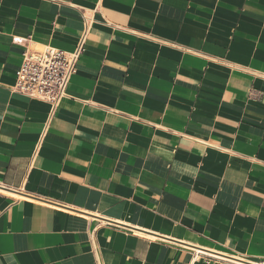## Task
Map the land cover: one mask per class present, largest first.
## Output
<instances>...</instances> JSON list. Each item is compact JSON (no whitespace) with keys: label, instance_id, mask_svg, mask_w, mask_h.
Returning <instances> with one entry per match:
<instances>
[{"label":"crops","instance_id":"obj_1","mask_svg":"<svg viewBox=\"0 0 264 264\" xmlns=\"http://www.w3.org/2000/svg\"><path fill=\"white\" fill-rule=\"evenodd\" d=\"M208 261L264 264V0H0V264Z\"/></svg>","mask_w":264,"mask_h":264},{"label":"built area","instance_id":"obj_2","mask_svg":"<svg viewBox=\"0 0 264 264\" xmlns=\"http://www.w3.org/2000/svg\"><path fill=\"white\" fill-rule=\"evenodd\" d=\"M87 34L88 29L71 53L49 47L41 52L26 51L22 66L17 72L15 92L46 102L55 110L67 96V88L85 52ZM200 258L201 254H197L194 260Z\"/></svg>","mask_w":264,"mask_h":264}]
</instances>
